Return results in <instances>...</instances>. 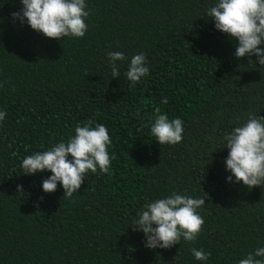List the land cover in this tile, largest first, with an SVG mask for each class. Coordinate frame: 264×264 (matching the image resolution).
<instances>
[{"label": "trees", "instance_id": "trees-1", "mask_svg": "<svg viewBox=\"0 0 264 264\" xmlns=\"http://www.w3.org/2000/svg\"><path fill=\"white\" fill-rule=\"evenodd\" d=\"M85 2V36L57 40L13 23L21 0H0V264H238L264 247V188L227 182L223 141L248 113L264 116V67L234 56L237 42L206 15L216 0ZM110 51L127 58L119 78ZM139 52L150 71L132 85L125 73ZM157 107L183 120L180 143L159 145L142 126ZM88 120L109 131L110 171L89 170L69 198L59 184L44 193L52 173L24 175L22 159ZM172 192L204 198L205 223L195 241L148 249L128 227ZM192 248L211 256L197 261Z\"/></svg>", "mask_w": 264, "mask_h": 264}, {"label": "clouds", "instance_id": "clouds-1", "mask_svg": "<svg viewBox=\"0 0 264 264\" xmlns=\"http://www.w3.org/2000/svg\"><path fill=\"white\" fill-rule=\"evenodd\" d=\"M22 7L11 13L13 23L25 22L47 38L62 40L65 37L83 38L90 15L85 0H21ZM206 15L214 21L215 29L227 34L237 43L234 56L256 57L252 61L264 67V0H216ZM113 78L120 77L118 61L127 58L122 51L107 53ZM147 57L144 52L133 55L125 73L132 85L149 74ZM2 87V85H0ZM161 103H167V97ZM139 114V110L137 112ZM7 113L0 111V122ZM183 120L169 119L159 107L154 109L153 118L143 127H150L151 134L159 145H176L183 139ZM94 125V126H93ZM224 148L228 155L224 160L226 171L231 173L229 183L242 182L248 189L255 186L264 188V116L248 113L247 119L223 136ZM109 131L102 123L88 120L75 127V135L67 141L55 144L47 151H38L22 159L24 175L50 171L52 175L42 180L43 192L54 193L58 184L63 188V197L77 193L87 178L89 170L96 173L110 171L113 154ZM223 148V149H224ZM15 155V154H14ZM71 156L72 159H69ZM17 193H23L22 185L16 186ZM42 200L43 197H40ZM206 204L204 198H193L178 192L146 203L128 227L144 236L148 249H171L184 241H195L205 221L198 209ZM197 261H207L211 256L203 248H192ZM238 264H264V247H257L238 261Z\"/></svg>", "mask_w": 264, "mask_h": 264}]
</instances>
